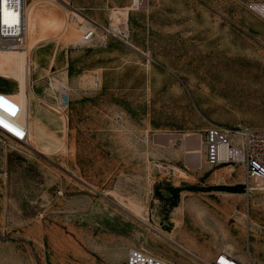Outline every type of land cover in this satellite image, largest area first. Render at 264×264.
Listing matches in <instances>:
<instances>
[{
  "label": "rangeland",
  "instance_id": "obj_1",
  "mask_svg": "<svg viewBox=\"0 0 264 264\" xmlns=\"http://www.w3.org/2000/svg\"><path fill=\"white\" fill-rule=\"evenodd\" d=\"M125 5L32 3L24 49L0 47V89L20 101L11 61H29L34 123L23 143L0 134V264H128L133 248L264 264V185L246 194L243 166L206 163L203 145L210 125L264 127V0ZM74 8L91 43L67 36ZM124 22L127 41L103 36Z\"/></svg>",
  "mask_w": 264,
  "mask_h": 264
},
{
  "label": "built area",
  "instance_id": "obj_2",
  "mask_svg": "<svg viewBox=\"0 0 264 264\" xmlns=\"http://www.w3.org/2000/svg\"><path fill=\"white\" fill-rule=\"evenodd\" d=\"M33 0H9L5 5L0 0V47L20 49L26 42L27 10ZM127 3L129 12L135 5L144 8L150 0H117ZM124 6V7H125ZM15 13L7 16L9 24L2 21L4 13ZM120 15H122L120 13ZM77 18L76 16L74 19ZM128 19V18H127ZM105 38L116 37L123 41L128 38V25L124 23H108L101 27ZM96 28L87 27L81 37L80 44L91 43L96 38ZM99 82V81H96ZM68 99V95H66ZM24 111L23 103L13 97L10 92L0 89V134L15 142H25L29 137L27 125L21 120ZM204 158L210 165H242L244 168L245 193L251 194L264 185V127L260 126H222L210 125L205 129ZM7 175L6 167H0V177ZM132 249V248H131ZM128 256V264H140L138 255L141 250L133 248ZM142 252V251H141ZM145 253V252H144ZM193 254V253H191ZM194 255V254H193ZM200 259L198 256L194 255ZM207 264H260L250 253L246 259L235 253L219 250Z\"/></svg>",
  "mask_w": 264,
  "mask_h": 264
},
{
  "label": "bare ground",
  "instance_id": "obj_3",
  "mask_svg": "<svg viewBox=\"0 0 264 264\" xmlns=\"http://www.w3.org/2000/svg\"><path fill=\"white\" fill-rule=\"evenodd\" d=\"M41 1H50V0H33L28 6L27 22H28V12H29L31 4L32 3L41 2ZM259 7L264 9V5H259ZM72 12H73L74 15L72 16L71 25L75 29V32L70 34V35H67V36L68 37H73L74 38V40H73L74 43H79L81 41V37H82V35H83V33H84V31H85V29L87 27L96 28V32H97L98 26H97L96 22L93 19L89 18L87 15H85L83 12L77 10L76 8H74ZM126 12H128V11H126ZM75 16L77 18L74 19ZM96 36H98V34ZM29 37L30 38L32 37L30 32H29ZM26 41H27V24H26ZM25 44H26V42H25ZM25 44H24V46H25ZM24 46L22 48H20V49H24ZM30 48H31V43L29 42L25 49L27 51H29ZM30 70H31V68H30V64H29L28 59L20 60V59L14 58L11 61V73H12V75L16 78V80L19 83V87H20V90H21V102L24 105V111L21 114V120L27 125L29 133H31V131L33 129V124H34V123H32L29 120V118H28V110H27V80H28V75L30 73ZM66 95L69 96V93L66 92V93L63 94V97H62V100H61V104L62 105L67 103ZM194 142H192V144ZM20 143H23V142H20ZM189 151L191 153L199 154V153L202 152V147L200 145H198V144L197 145L195 144V145L189 147ZM194 156H196V155H194ZM185 249L187 251H189L187 248H185ZM133 250L134 249H132L130 251V253ZM129 259H130V257H129ZM138 260H139L140 264H168L167 262H165L163 260H160V259H157V258L152 257L150 255H147V254H145V253H143L141 251L139 252Z\"/></svg>",
  "mask_w": 264,
  "mask_h": 264
},
{
  "label": "snow or ice",
  "instance_id": "obj_4",
  "mask_svg": "<svg viewBox=\"0 0 264 264\" xmlns=\"http://www.w3.org/2000/svg\"><path fill=\"white\" fill-rule=\"evenodd\" d=\"M8 2H9V0H2V3L5 4V5ZM4 16H5V18L2 21L4 24H9L10 25V21L6 18L7 16H12L13 19H12L11 23H15V13H7V12H5Z\"/></svg>",
  "mask_w": 264,
  "mask_h": 264
},
{
  "label": "trees",
  "instance_id": "obj_5",
  "mask_svg": "<svg viewBox=\"0 0 264 264\" xmlns=\"http://www.w3.org/2000/svg\"><path fill=\"white\" fill-rule=\"evenodd\" d=\"M230 189H232L234 191H243L244 186L243 185H235V186L230 187Z\"/></svg>",
  "mask_w": 264,
  "mask_h": 264
},
{
  "label": "crops",
  "instance_id": "obj_6",
  "mask_svg": "<svg viewBox=\"0 0 264 264\" xmlns=\"http://www.w3.org/2000/svg\"><path fill=\"white\" fill-rule=\"evenodd\" d=\"M213 257H214V256H213ZM213 257H212V258H213Z\"/></svg>",
  "mask_w": 264,
  "mask_h": 264
}]
</instances>
